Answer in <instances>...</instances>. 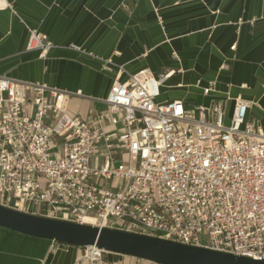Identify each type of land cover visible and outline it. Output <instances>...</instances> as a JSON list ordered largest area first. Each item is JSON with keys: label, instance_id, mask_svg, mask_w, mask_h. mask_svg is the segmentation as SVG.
I'll use <instances>...</instances> for the list:
<instances>
[{"label": "built area", "instance_id": "1", "mask_svg": "<svg viewBox=\"0 0 264 264\" xmlns=\"http://www.w3.org/2000/svg\"><path fill=\"white\" fill-rule=\"evenodd\" d=\"M51 48L29 31L26 51L45 57ZM172 74L116 79L93 125L67 111L73 94L0 76V204L264 260V127L246 121L239 99L228 123L222 102H158ZM117 125L115 137L106 132ZM80 249L74 264H111L101 249Z\"/></svg>", "mask_w": 264, "mask_h": 264}, {"label": "crops", "instance_id": "2", "mask_svg": "<svg viewBox=\"0 0 264 264\" xmlns=\"http://www.w3.org/2000/svg\"><path fill=\"white\" fill-rule=\"evenodd\" d=\"M4 1L0 76L73 94L66 109L88 125L108 111L100 100L116 79L173 71L158 102L181 101L189 109L222 102L228 123L239 99L248 104L246 121L264 127V0ZM30 30L52 44L45 57L26 51ZM105 129L112 137L121 132L120 125ZM112 153L119 164L121 151ZM105 155L99 149L92 163ZM80 254L76 246L0 229V264H74ZM113 256H106L111 264H154Z\"/></svg>", "mask_w": 264, "mask_h": 264}, {"label": "water", "instance_id": "3", "mask_svg": "<svg viewBox=\"0 0 264 264\" xmlns=\"http://www.w3.org/2000/svg\"><path fill=\"white\" fill-rule=\"evenodd\" d=\"M0 229L79 248L94 246L109 254L154 264H264V260H253L119 229L33 215L1 204Z\"/></svg>", "mask_w": 264, "mask_h": 264}, {"label": "rangeland", "instance_id": "4", "mask_svg": "<svg viewBox=\"0 0 264 264\" xmlns=\"http://www.w3.org/2000/svg\"><path fill=\"white\" fill-rule=\"evenodd\" d=\"M37 213H39V214H47L46 212H37ZM109 255H111V254H108V256ZM111 257V256H110ZM114 258H116V259H121V260H125L126 258L124 257V256H113ZM141 263V262H140Z\"/></svg>", "mask_w": 264, "mask_h": 264}, {"label": "bare ground", "instance_id": "5", "mask_svg": "<svg viewBox=\"0 0 264 264\" xmlns=\"http://www.w3.org/2000/svg\"><path fill=\"white\" fill-rule=\"evenodd\" d=\"M84 222H85V223H88V224H93V223H94L93 219H91V218H89V217H85V218H84Z\"/></svg>", "mask_w": 264, "mask_h": 264}]
</instances>
